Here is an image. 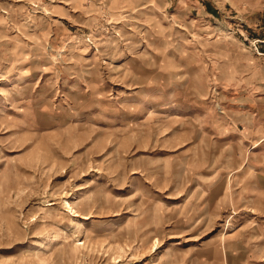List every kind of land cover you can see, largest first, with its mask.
Returning a JSON list of instances; mask_svg holds the SVG:
<instances>
[{
    "label": "rangeland",
    "instance_id": "1",
    "mask_svg": "<svg viewBox=\"0 0 264 264\" xmlns=\"http://www.w3.org/2000/svg\"><path fill=\"white\" fill-rule=\"evenodd\" d=\"M0 264H264V0H0Z\"/></svg>",
    "mask_w": 264,
    "mask_h": 264
},
{
    "label": "bare ground",
    "instance_id": "2",
    "mask_svg": "<svg viewBox=\"0 0 264 264\" xmlns=\"http://www.w3.org/2000/svg\"><path fill=\"white\" fill-rule=\"evenodd\" d=\"M153 247H154V245H153Z\"/></svg>",
    "mask_w": 264,
    "mask_h": 264
}]
</instances>
